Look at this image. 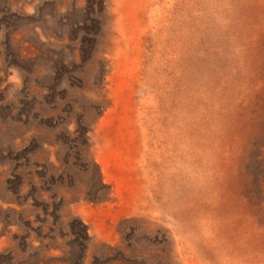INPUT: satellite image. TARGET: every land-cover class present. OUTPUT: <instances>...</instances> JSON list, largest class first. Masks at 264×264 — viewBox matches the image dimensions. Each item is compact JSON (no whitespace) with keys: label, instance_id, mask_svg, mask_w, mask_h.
<instances>
[{"label":"rangeland","instance_id":"obj_1","mask_svg":"<svg viewBox=\"0 0 264 264\" xmlns=\"http://www.w3.org/2000/svg\"><path fill=\"white\" fill-rule=\"evenodd\" d=\"M0 264H264V0H0Z\"/></svg>","mask_w":264,"mask_h":264},{"label":"trees","instance_id":"obj_2","mask_svg":"<svg viewBox=\"0 0 264 264\" xmlns=\"http://www.w3.org/2000/svg\"><path fill=\"white\" fill-rule=\"evenodd\" d=\"M99 1H101L102 5H103V0H99ZM85 15L89 17L88 21L86 22L87 26L89 27L93 23L96 26L95 31L94 30H90V31L83 30L84 37H87V39H88L87 42H89V44H90V45H88V47L91 50L92 46H95V47L97 46V44L99 43V38L103 35V26L105 25V20H104L105 18H103L102 8H101V11L98 12L97 8L89 7V9H85ZM83 48H84V46L80 47V53L79 54H81V55L83 53L82 52ZM90 50L87 53L89 57H90V54H89ZM81 55L79 57H81ZM67 108L62 109L61 113H63L64 111L68 112ZM89 109H91L90 106H88V108L81 107L80 112H77V114L72 113V116H74L73 128L71 129V131H67L66 129L65 130L63 129V133L65 134V136L70 135V139H72V142L76 146V148H75L76 150L73 154L75 157L79 156L80 153H85L87 151V149H89V147H90V143L88 141V137H89L88 132L90 129H89V125L86 121V118L84 116L85 114L88 113ZM95 110L99 114L103 110V106L102 105L96 106ZM90 162H91V165H93V167L96 170H98L97 164L93 160H91ZM63 163L66 164V161H63ZM65 169H68V168H65ZM65 169H63V170H65ZM68 170L66 172L67 177L70 179L71 182H73V173L69 174ZM57 176H58L57 177L58 181L61 182L62 181L61 175L58 174ZM50 177H52L51 174H50ZM7 180H8L7 183L10 184L11 179H7ZM98 181H99L101 186L106 188V194H109V186L101 183L100 178H98ZM93 192H97V189L93 190ZM59 199L62 201V198H59ZM80 225H82V224L80 223ZM82 227H83V225H82Z\"/></svg>","mask_w":264,"mask_h":264}]
</instances>
